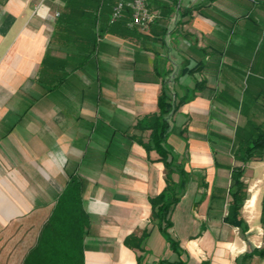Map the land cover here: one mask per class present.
I'll use <instances>...</instances> for the list:
<instances>
[{"label":"crops","instance_id":"obj_1","mask_svg":"<svg viewBox=\"0 0 264 264\" xmlns=\"http://www.w3.org/2000/svg\"><path fill=\"white\" fill-rule=\"evenodd\" d=\"M58 2L0 0V264H21L70 176L84 183V264H236L264 248V159L234 154L237 128L264 125V0H148L147 31L110 24L89 49L54 37ZM163 83L174 99L198 87L170 117L168 143L206 184L189 181L174 207L175 250L150 221L163 163L131 137L147 142L133 126L158 112ZM248 89L242 112L235 98ZM234 166H244V231L225 220ZM146 227L144 251L125 245Z\"/></svg>","mask_w":264,"mask_h":264},{"label":"trees","instance_id":"obj_2","mask_svg":"<svg viewBox=\"0 0 264 264\" xmlns=\"http://www.w3.org/2000/svg\"><path fill=\"white\" fill-rule=\"evenodd\" d=\"M113 1L61 0L62 12L57 19V27L62 33L75 38L77 42L84 43L86 48H93L97 36L99 37L109 25L108 19ZM128 20L129 12L125 10L121 18L113 24L127 27ZM130 29L136 30V28ZM197 89V86L187 89L188 95L174 99L163 83L157 97L158 112L142 116L133 126L140 132L150 131L147 142L131 135L147 152L154 150L158 155L157 160L163 163L165 186L158 195L148 199L151 205L150 221L157 226L172 250H175L178 244L171 232L173 226L171 217L175 205L179 202L189 181L199 179L202 180L200 185L206 186L202 176L186 169V158L178 155L168 143L172 133L170 117L180 106L193 98ZM261 93L264 96V88L261 89ZM235 139L239 143L238 150L234 154L243 164L251 160L264 159V125L248 122L247 126L236 129ZM243 173L244 166L231 168L232 201L225 220L244 231L246 225L239 218V210L246 198L247 188L243 181ZM83 187L84 183L81 179L70 176L56 198L34 245L28 250L21 264H84L83 239L89 227V217L82 204ZM262 216L264 223V193ZM149 231L150 229L146 227L140 235H128L124 239L125 245L144 251L143 244ZM254 253L264 257V248L252 249L237 260L236 264H245L244 260ZM141 260V257L137 256V264H142Z\"/></svg>","mask_w":264,"mask_h":264},{"label":"built area","instance_id":"obj_3","mask_svg":"<svg viewBox=\"0 0 264 264\" xmlns=\"http://www.w3.org/2000/svg\"><path fill=\"white\" fill-rule=\"evenodd\" d=\"M44 1L46 0H39V6L42 7ZM125 10L129 12L128 27L137 28L140 31H147L155 17L148 7V0H115L111 7L109 24L120 19ZM54 16L58 17L59 12H55Z\"/></svg>","mask_w":264,"mask_h":264},{"label":"rangeland","instance_id":"obj_4","mask_svg":"<svg viewBox=\"0 0 264 264\" xmlns=\"http://www.w3.org/2000/svg\"><path fill=\"white\" fill-rule=\"evenodd\" d=\"M115 1V0H114ZM113 1V2H114ZM60 2H58V4H59ZM61 4V3H60ZM59 12V15H60V12H62V7H60V6H58V5H56V7H55V11H54V13L55 12ZM54 13H53V16H54ZM110 14H111V11H110V13H109V18H110ZM55 17V16H54ZM55 18H59V16L58 17H55ZM108 22H109V19H108ZM109 24V23H108ZM110 25V24H109ZM63 36V33H62V31L57 27L56 28V30H55V36L54 37H59V36ZM102 35V34H101ZM263 37H264V34H263ZM68 43V42H67ZM99 40H98V37L96 38V40H95V47L96 46H98L99 45ZM263 44H264V40H263ZM261 74V76H262V78H263V81H264V71L263 72H261L260 73ZM253 96V93H252V91L250 90V89H248L246 92H245V94L244 95H242L241 93H239V96H237L236 98H235V100L237 101V107L239 108V110H241L242 112H245L246 111V109H247V104H246V101L249 99V100H253L254 99V96ZM242 100H243V104H241V102H242ZM259 101L261 102V103H263L264 104V96L263 95H261V98L259 97ZM220 102V101H219ZM32 103V98L31 97H26L25 98V104L23 105V107L24 108H26L27 106H29L30 104ZM239 110L236 108V109H233L232 111H231V113H232V117H233V121H232V124H231V126H229L228 127V129L230 130V132L232 133L233 131H234V119L237 121L238 119H239V117H240V112H239ZM263 112H264V110H263ZM240 129V128H239ZM237 138L239 139V136H237ZM237 142H238V140H237Z\"/></svg>","mask_w":264,"mask_h":264}]
</instances>
